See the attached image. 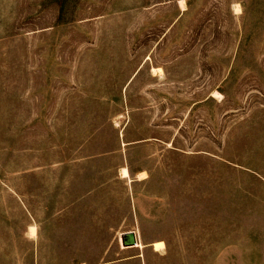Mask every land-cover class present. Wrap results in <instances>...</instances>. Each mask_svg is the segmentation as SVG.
I'll return each instance as SVG.
<instances>
[{
	"label": "rangeland",
	"instance_id": "obj_1",
	"mask_svg": "<svg viewBox=\"0 0 264 264\" xmlns=\"http://www.w3.org/2000/svg\"><path fill=\"white\" fill-rule=\"evenodd\" d=\"M79 263L264 264V0H0V264Z\"/></svg>",
	"mask_w": 264,
	"mask_h": 264
},
{
	"label": "bare ground",
	"instance_id": "obj_2",
	"mask_svg": "<svg viewBox=\"0 0 264 264\" xmlns=\"http://www.w3.org/2000/svg\"><path fill=\"white\" fill-rule=\"evenodd\" d=\"M180 2L184 3V0H180ZM153 70L156 71V72H160V71H162V68L161 67H154ZM213 96L218 98V97H221L222 95L219 92H214ZM121 173L125 177H129V175H130L129 169L127 167H124L122 169ZM139 175H140L141 179H144V178L147 177V174L145 172H142ZM29 233H30L29 235H31V236H36V234H37V226L36 225H31L30 228H29ZM152 245H153V247L155 248L156 251H161V250H163L166 247L165 242L163 240H157ZM137 247L143 248L144 245L141 244V243H138ZM82 264H84V263H82Z\"/></svg>",
	"mask_w": 264,
	"mask_h": 264
},
{
	"label": "water",
	"instance_id": "obj_3",
	"mask_svg": "<svg viewBox=\"0 0 264 264\" xmlns=\"http://www.w3.org/2000/svg\"><path fill=\"white\" fill-rule=\"evenodd\" d=\"M121 241L122 245L127 248L137 247L139 243L137 233L134 230L123 233L121 236Z\"/></svg>",
	"mask_w": 264,
	"mask_h": 264
},
{
	"label": "crops",
	"instance_id": "obj_4",
	"mask_svg": "<svg viewBox=\"0 0 264 264\" xmlns=\"http://www.w3.org/2000/svg\"><path fill=\"white\" fill-rule=\"evenodd\" d=\"M154 242H155V241H154ZM154 242H153V243H154ZM79 264H82V263H79ZM84 264H85V263H84Z\"/></svg>",
	"mask_w": 264,
	"mask_h": 264
}]
</instances>
